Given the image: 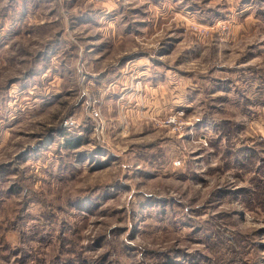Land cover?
Segmentation results:
<instances>
[{"label":"rangeland","instance_id":"1","mask_svg":"<svg viewBox=\"0 0 264 264\" xmlns=\"http://www.w3.org/2000/svg\"><path fill=\"white\" fill-rule=\"evenodd\" d=\"M0 264H264V0H0Z\"/></svg>","mask_w":264,"mask_h":264}]
</instances>
